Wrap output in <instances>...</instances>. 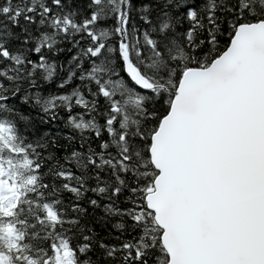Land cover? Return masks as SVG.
<instances>
[{
	"label": "snow or ice",
	"instance_id": "snow-or-ice-1",
	"mask_svg": "<svg viewBox=\"0 0 264 264\" xmlns=\"http://www.w3.org/2000/svg\"><path fill=\"white\" fill-rule=\"evenodd\" d=\"M0 264H264V0H0Z\"/></svg>",
	"mask_w": 264,
	"mask_h": 264
}]
</instances>
